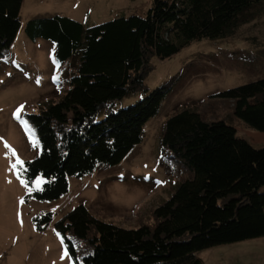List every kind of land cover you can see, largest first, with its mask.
I'll use <instances>...</instances> for the list:
<instances>
[{"label": "trees", "instance_id": "obj_1", "mask_svg": "<svg viewBox=\"0 0 264 264\" xmlns=\"http://www.w3.org/2000/svg\"><path fill=\"white\" fill-rule=\"evenodd\" d=\"M23 2L0 0V59L22 27ZM263 3L153 0L144 15L93 26L63 15L30 20L31 38L52 41L58 61L75 62L68 91L27 114L41 151L27 161L24 177L29 184L39 175L47 181L36 196L58 199L68 192L69 177L122 162L173 90L174 79L150 90L153 58H170L194 41L227 38L255 19ZM139 93L145 97L136 103L116 106ZM211 97L231 101L235 118L264 131V78ZM194 107L164 122L160 145L179 181L154 209L153 222L123 227L81 203L57 223L75 264H194L202 250L264 236V147L240 136L233 122ZM51 219L48 214L45 223Z\"/></svg>", "mask_w": 264, "mask_h": 264}, {"label": "rangeland", "instance_id": "obj_2", "mask_svg": "<svg viewBox=\"0 0 264 264\" xmlns=\"http://www.w3.org/2000/svg\"><path fill=\"white\" fill-rule=\"evenodd\" d=\"M152 3L153 0H24L22 27L10 53L0 59V264H75L70 255L63 256L65 244L58 236L57 223L81 203L100 219L123 227L153 222L154 209L171 196L179 181L160 145L163 125L169 116L187 106L194 105L208 117L233 122L240 136L255 147H264V131L235 118L231 101L211 97L264 78L263 3L256 7V18L231 36L194 41L170 58H153L154 68L146 80L150 90L174 79L173 90L160 114L146 124L143 141L119 164L101 166L90 175L69 177L68 192L55 200L39 199V190L33 183L29 184V192L15 172L9 171L10 164L16 161L11 149L24 161L25 168L27 161L41 151L40 144L33 148L14 113L23 105L21 117L34 128L27 114L64 95L75 70L73 60H57L52 41L31 38L26 33L27 23L63 15L93 26L120 16L144 15ZM56 75L59 81H54ZM144 97L134 94L116 106H128ZM35 136L39 141L36 131ZM5 142L11 149L5 147ZM40 177L43 176L36 179ZM48 214L52 219L45 223ZM194 264H264V236L207 248L197 254Z\"/></svg>", "mask_w": 264, "mask_h": 264}, {"label": "snow or ice", "instance_id": "obj_3", "mask_svg": "<svg viewBox=\"0 0 264 264\" xmlns=\"http://www.w3.org/2000/svg\"><path fill=\"white\" fill-rule=\"evenodd\" d=\"M53 59V62L54 64H56L58 66V61H56L55 57L53 56L52 57ZM60 77L58 75L54 76V81H59ZM37 83H39V80L37 81ZM23 110V105L17 109V111L14 113V116L15 118L18 120V121H21L22 123V126L24 127L26 133L28 134L29 136V139H30V143L31 145L33 146V148H36L38 147L39 145V141L38 139L36 138L35 136V129L32 128L28 122L26 120H23L22 117H21V112ZM2 139V138H0ZM5 147L6 148H9L11 149V146L8 145L6 142H5ZM11 155L16 157V161L15 163L13 164H10V168H9V171H14L17 178L20 180V183L29 191L31 192L32 189L29 188V182L26 178H23V173L27 171V169L24 167V161L22 159L19 158L18 154L16 153V151L14 149H11ZM10 182V181H9ZM32 183L35 185V188L37 190H42V186L47 183V181L43 178V177H40L34 181H32ZM20 203L23 204L24 201L23 199L20 200ZM19 213H18V217H19ZM21 224H23V220L21 218L20 220ZM59 236V234H58ZM70 239V238H69ZM61 241L63 243L64 241V238L61 237ZM63 256L64 257H68L69 256V251H68V247L65 246V249H64V253H63Z\"/></svg>", "mask_w": 264, "mask_h": 264}]
</instances>
